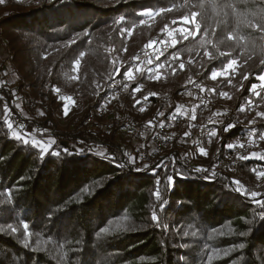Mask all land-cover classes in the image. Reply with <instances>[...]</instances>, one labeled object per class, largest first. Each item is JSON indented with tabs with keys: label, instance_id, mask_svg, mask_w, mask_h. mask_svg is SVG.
<instances>
[{
	"label": "trees",
	"instance_id": "16d2710c",
	"mask_svg": "<svg viewBox=\"0 0 264 264\" xmlns=\"http://www.w3.org/2000/svg\"><path fill=\"white\" fill-rule=\"evenodd\" d=\"M201 2L208 6L203 12L195 7ZM219 2L0 0V78L13 77L0 86V264H264V177L257 175L264 162L240 151H247L241 144L247 132L264 129L258 115L264 113V25L237 32L254 38L255 47L234 39L220 45L226 54L219 55L212 44H201L226 40L235 27L231 17L219 23V10L216 24L203 19ZM149 19L155 23L149 43H161V50L135 82L128 75L135 54L123 63L119 58L126 37ZM94 59L114 77L81 112L105 103L135 120L178 118L191 88L220 72L225 75L212 94L228 93L226 113L238 124L229 127L215 106L195 99L196 126L178 130L197 142L174 144L149 163L133 152L129 157L132 139L118 127L91 131L80 118L59 128L60 95L83 108L80 70ZM32 103L44 109L42 116L30 111ZM14 116L25 135L55 141L48 153L13 135L8 122ZM198 159L201 171L188 162Z\"/></svg>",
	"mask_w": 264,
	"mask_h": 264
},
{
	"label": "rangeland",
	"instance_id": "374dc122",
	"mask_svg": "<svg viewBox=\"0 0 264 264\" xmlns=\"http://www.w3.org/2000/svg\"><path fill=\"white\" fill-rule=\"evenodd\" d=\"M154 22L151 21V19L146 20L140 29H138L135 33L133 34H129L125 41H124V47L122 50V57L119 58V62L123 63L126 58L129 57V55L131 54H136L140 51H143L147 48H156L158 51L161 50L159 48L160 44H157L155 42H150L149 43V36H150V32H151V27L154 26ZM162 43L166 42V39L161 41ZM174 44V43H173ZM134 56V58H135ZM5 59V54L3 51L2 46L0 45V63L3 62V60ZM105 65H103L102 62H100L98 59H94V61H92L91 63H88L86 67H84L83 69L80 70V90L82 93V101H83V108L82 109H77L74 105V102L71 98L60 95L61 100L64 102V107H63V113L60 114L57 119H56V123L57 126L59 128H66L67 126H72L74 123V121L76 120V118L80 117L81 115V111H83L84 109L88 108L89 106L93 105L95 103V101L98 98V95L100 93L103 92L106 84L108 81H110L111 79H113L114 75L111 74L110 72V67H103ZM131 68V67H130ZM218 75L215 76V78H213V74L211 75L210 79L207 80H201L199 83H196L195 86H193L191 89H193L190 93H187L188 96V101L182 103L181 106L178 107L176 113L178 115V119H180V121H182L185 125L186 124H193L194 123V109H195V105L197 107V101H195V99H199L200 98L203 100V104L204 101L207 99H210L212 101V105L211 106H215V113L217 114L218 118L219 116H222L224 114H228L226 113L228 111V105L230 104V100L225 99L224 96L222 95V93L219 90V93L216 94V97L212 94L214 92V88H220V78L224 77L225 74H221L220 72H217ZM13 80V77L11 75H8L6 79H1L0 78V86L7 83H11ZM136 82V81H135ZM261 82L264 83V80L261 79ZM19 100V99H18ZM16 100L14 101V104L16 105V108L19 107V101ZM164 100V99H163ZM67 105V109L65 108V106ZM225 106V108H223L222 106ZM98 108H102V109H106L107 111H112L113 110L109 109L110 107H107L105 103L101 104L100 107ZM30 111L33 112V114H35V116L40 117L43 115V111L44 109L42 108H38L37 106H35L33 103L30 104L29 107ZM65 111H67V114H65ZM42 113V114H41ZM115 113V112H114ZM119 115L122 114L120 112H118ZM229 115V114H228ZM217 118V119H218ZM216 119V120H217ZM11 125V127H10ZM8 126L10 127L13 135H15L18 138H21L24 141H31L36 147H42V146H46V145H50L51 140L46 141V143H41L39 141L34 140L33 138L29 137L28 135L24 134V124L21 120V117L19 116H14V118H10V121L8 122ZM202 127H206V130L208 129L207 126H202ZM208 131V130H207ZM206 131V132H207ZM255 132V130H254ZM121 133V132H120ZM122 136H124L121 133ZM261 135H264V129L261 130L259 133L255 132V134L253 135L251 141H249V143L247 144V155L250 158H254L255 155H257L258 151L263 150L264 151V140L260 139ZM125 137V136H124ZM195 142H197V137L195 136ZM129 140V139H128ZM36 142V143H34ZM130 142V141H129ZM194 140L192 141H185V142H176V144L178 146H189L191 145V143H195ZM132 146L135 145L134 141L130 142ZM239 143H237L238 145ZM246 149V148H245ZM132 152H133V148L132 150L129 152L131 154V156L129 155V157H132ZM133 158V157H132ZM131 158V159H132ZM191 163L196 166V168L200 169L203 164L204 161L201 160H192ZM261 172V170L257 171V173ZM215 234H219V232L215 233Z\"/></svg>",
	"mask_w": 264,
	"mask_h": 264
},
{
	"label": "built area",
	"instance_id": "2783aa9c",
	"mask_svg": "<svg viewBox=\"0 0 264 264\" xmlns=\"http://www.w3.org/2000/svg\"><path fill=\"white\" fill-rule=\"evenodd\" d=\"M157 52L158 50L156 48L151 47L138 52L129 70V73L131 74L130 78L137 81V75L139 72L155 65L158 58ZM121 91L122 88H119L118 92ZM204 105L211 106L212 101L207 99L204 101ZM80 113V117H77L74 123L81 118L91 131L110 132L115 127H118L119 131L125 137L132 139V141L135 142L133 157L137 161L143 163H149L155 157L162 156L166 151L171 150L176 142L195 141L194 137L190 133L178 130V127L182 128L184 126H188L189 128H193L196 124L191 123L189 125H185L176 117L161 119L162 117L159 116V118L150 117L147 119L135 120L130 115H117L112 111H106V109L104 110L102 108L95 109L89 113ZM175 116H178L176 112ZM220 120L223 123H227L229 127L237 126L238 124L237 116L224 114L221 116ZM254 134V130L247 132V134L243 137L241 144H248L250 141L249 137L251 136L252 139ZM240 151L242 158H249L245 147L241 148ZM172 155L175 154L173 153ZM254 158L258 160L260 159L264 162V151H258ZM188 162L191 163L190 160Z\"/></svg>",
	"mask_w": 264,
	"mask_h": 264
},
{
	"label": "clouds",
	"instance_id": "9594fccd",
	"mask_svg": "<svg viewBox=\"0 0 264 264\" xmlns=\"http://www.w3.org/2000/svg\"><path fill=\"white\" fill-rule=\"evenodd\" d=\"M195 7L199 9L201 12L208 7L203 2L196 4ZM212 13L213 15L211 17H208L205 15L203 19L205 21H208L211 19L213 24L217 23L216 20V13L217 10H219L220 13H223V18L219 21V23H225L228 21V19L234 18L235 27L233 31H229L227 34L226 40L221 39L218 40L215 44L213 41L208 38L206 41H201V44L208 43L212 44L213 48L217 50L219 55H225L224 52H219L220 45L225 44L227 41L236 40L237 43L240 44H251L254 47L256 46L254 38L250 36H244V35H237V32L243 28H260L261 25H264V0H220L219 3H213L211 5ZM194 15H197L196 12H193ZM199 26V25H198ZM215 29H213L214 31ZM205 36H207V31L205 32ZM264 39V38H261ZM262 49H264V44L259 45ZM206 56H209L210 54L206 51ZM215 58V57H211ZM236 61H230L229 65L235 63ZM216 73H213V76H215ZM255 88V85L253 86ZM261 138H264V135H261ZM249 140L251 141V136L249 137ZM255 195V193H253ZM101 231H105L102 229ZM251 231V230H250ZM241 248H244L245 245L241 244Z\"/></svg>",
	"mask_w": 264,
	"mask_h": 264
},
{
	"label": "snow or ice",
	"instance_id": "6c2138e0",
	"mask_svg": "<svg viewBox=\"0 0 264 264\" xmlns=\"http://www.w3.org/2000/svg\"><path fill=\"white\" fill-rule=\"evenodd\" d=\"M192 16H193V18H194L196 15H194V14L192 13ZM185 19L187 20L188 18L185 17ZM191 22L195 25V20H194V19H193ZM195 26H196V27H199L198 25H195ZM180 31H183V29H180ZM189 35H191V33H189ZM235 63H236V62H235ZM235 63H233V64H235ZM233 64L228 65V68H231V67L233 66ZM161 67H163V65H161ZM181 67H183V66H181ZM128 75L130 76L131 74L129 73ZM216 75H218V74L216 73ZM216 75H215V76H216ZM215 76H213V78H215ZM261 79L264 80V77H261ZM253 91H255V89H253ZM222 95L225 96V97H228V93H222ZM228 98H230V97H228ZM65 108L67 109V105L65 106ZM241 111H243V109H241ZM41 114H42V113H41ZM65 114H67V111H65ZM258 115H264V113H259ZM149 123H151V122H149ZM10 127H11V125H10ZM210 135H211V136H215L216 133H215V132H211ZM260 139L264 140V138H261V137H260ZM25 142H27V141H25ZM34 143H36V142H34ZM54 143H55V141H52V142H51V144H54ZM36 146H39L38 143H37ZM50 146H51V145L42 146V147H41V152H42V153H48V151H49V147H50ZM228 147H229V148H232L233 145H232V144H229ZM200 151H201L202 153L204 152L203 149H201ZM54 154H55V155H59V153H54ZM196 171H201V169H196ZM257 175H258L259 177H264V172H259V173H257ZM170 182H171V178H170ZM235 183L238 185V187H237L236 190H237V191H240L239 181H235ZM253 193H255V195H253ZM9 195H10V194H9ZM251 196H252L253 198H255V197L257 196V193L253 191V192H251ZM156 219H157V217H156L155 215H153V220H156ZM28 227H29V226H28L27 224L24 225V228H25L26 230H27ZM25 234L27 235V231H26Z\"/></svg>",
	"mask_w": 264,
	"mask_h": 264
}]
</instances>
